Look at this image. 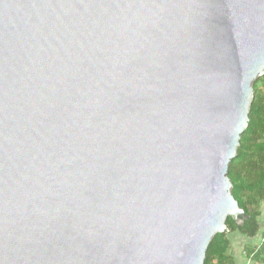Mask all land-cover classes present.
<instances>
[{
  "label": "water",
  "instance_id": "water-1",
  "mask_svg": "<svg viewBox=\"0 0 264 264\" xmlns=\"http://www.w3.org/2000/svg\"><path fill=\"white\" fill-rule=\"evenodd\" d=\"M264 73V0H0V264H204Z\"/></svg>",
  "mask_w": 264,
  "mask_h": 264
},
{
  "label": "trees",
  "instance_id": "trees-1",
  "mask_svg": "<svg viewBox=\"0 0 264 264\" xmlns=\"http://www.w3.org/2000/svg\"><path fill=\"white\" fill-rule=\"evenodd\" d=\"M260 79L264 80V73L256 81ZM227 175L232 185L231 194L246 217L240 225L230 217L226 218L225 230L216 233L207 246L204 264H232V257L227 252L230 244L228 232L252 238L259 231V204L264 200V95H253L247 126L240 135ZM245 257L251 261L250 264H264V232L259 243L245 251Z\"/></svg>",
  "mask_w": 264,
  "mask_h": 264
},
{
  "label": "rangeland",
  "instance_id": "rangeland-1",
  "mask_svg": "<svg viewBox=\"0 0 264 264\" xmlns=\"http://www.w3.org/2000/svg\"><path fill=\"white\" fill-rule=\"evenodd\" d=\"M256 81V80H255ZM253 95H264V83L262 79L255 82ZM260 215L258 216L259 231L252 238H246L238 232H228L229 248L227 252L232 257V264H250L251 261L245 257V251L253 249L261 238L264 232V200L259 204ZM229 264V263H227Z\"/></svg>",
  "mask_w": 264,
  "mask_h": 264
}]
</instances>
